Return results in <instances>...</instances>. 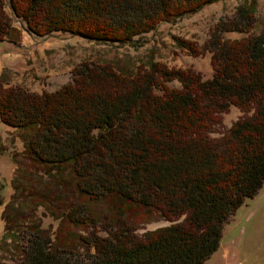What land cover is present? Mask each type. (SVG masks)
<instances>
[{
    "label": "trees",
    "instance_id": "16d2710c",
    "mask_svg": "<svg viewBox=\"0 0 264 264\" xmlns=\"http://www.w3.org/2000/svg\"><path fill=\"white\" fill-rule=\"evenodd\" d=\"M217 1L0 0V41H15L11 15L38 37L129 44ZM252 6L219 20L201 46L173 37L190 56L210 53L206 78L157 61L127 75L82 61L54 90L0 84V121L27 131L28 164L49 177L21 203L55 222L30 212L19 223L7 201L5 264H203L217 250L230 215L264 180V31L221 37L248 31ZM230 106L240 115L211 136ZM155 215L168 224L137 234Z\"/></svg>",
    "mask_w": 264,
    "mask_h": 264
},
{
    "label": "rangeland",
    "instance_id": "374dc122",
    "mask_svg": "<svg viewBox=\"0 0 264 264\" xmlns=\"http://www.w3.org/2000/svg\"><path fill=\"white\" fill-rule=\"evenodd\" d=\"M251 1L253 6L250 29L244 33H221L222 39L231 40L264 31V0L217 1L174 22L159 23L153 31L140 34L133 38L132 43L123 45L88 40L61 32L38 37L28 33L23 24L10 15L17 35L14 37L15 41H0V84L5 87L18 86L35 93L54 90L70 79L71 68L82 61L109 63L124 75L135 72L147 61H157L166 67H191L206 78L211 74L210 53L204 50L197 56H190L176 46L173 37L201 46L219 20L233 18L236 7L248 8ZM6 12L9 13L7 9ZM169 85L176 87L178 83L173 81ZM239 115V111L230 106L221 115L219 127L210 135L218 136ZM26 136L27 131L8 127L0 121V234L4 224L2 210L7 201L20 211V220L16 218L19 223L22 221L25 225L31 222L28 219L22 220L24 214L31 212L27 218L34 216L36 221L43 222L42 226H46L47 222L55 224L47 216L46 209L41 206L30 209L29 202L21 203L24 199L19 193L24 194L28 187H43L36 178L41 176V181L49 179L41 169L28 164L22 144ZM135 218L142 221L137 216ZM167 224V221L155 215L140 222L141 226L136 233ZM99 233L104 234L102 231ZM5 263H8L7 255L0 252V264ZM203 264H264V180L256 192L245 197L230 215L223 226L217 250Z\"/></svg>",
    "mask_w": 264,
    "mask_h": 264
}]
</instances>
